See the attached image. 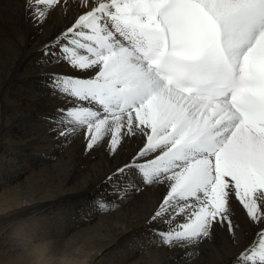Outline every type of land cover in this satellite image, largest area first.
<instances>
[{"label": "snow or ice", "instance_id": "6c2138e0", "mask_svg": "<svg viewBox=\"0 0 264 264\" xmlns=\"http://www.w3.org/2000/svg\"><path fill=\"white\" fill-rule=\"evenodd\" d=\"M43 24L68 0H25ZM83 11L45 44L48 87L70 106L51 117L66 140L115 154L143 138L131 162L145 186L166 191L150 218L156 244L198 255L213 226L238 250L233 264H264V0H78ZM139 190V189H137ZM238 201L251 237L238 233ZM101 210L109 207L97 201ZM190 250V251H189Z\"/></svg>", "mask_w": 264, "mask_h": 264}, {"label": "bare ground", "instance_id": "6f19581e", "mask_svg": "<svg viewBox=\"0 0 264 264\" xmlns=\"http://www.w3.org/2000/svg\"><path fill=\"white\" fill-rule=\"evenodd\" d=\"M82 11L78 0H68L65 9L58 8L51 12L45 23L38 24L26 8L25 0H0V74L5 75L6 80L9 77L15 103H18L11 106V98L0 97V114H10L13 120L0 118V264H50V258L58 256L71 264H233L238 250L227 229L215 225L210 238L197 249L198 255L187 256L181 249H161L150 232L156 230L155 227L162 230L166 225L150 223V218L166 189L145 186L135 169L108 179L118 168L131 162L143 145V138L122 141V146L110 155L106 144L86 151L83 133L66 140L54 130L50 118L56 115L55 110L70 105L52 94L48 87L50 74L86 77L88 73L75 71L64 62L49 63L43 48L69 27ZM29 79L40 80L44 86L43 94L40 98L34 97L33 103L44 113L41 143L51 163L43 165L44 168L36 170L38 172L28 171L14 153L11 156L15 148L30 151L37 144L28 139V133L34 129L30 128L27 118H18L14 112L16 108H32L25 103ZM2 89L4 87L0 88V93ZM103 191L104 202L122 203L124 213L135 204L136 215L126 213L122 218L121 214L114 213L116 216L111 219L103 215L92 225L74 230L65 212L72 206L70 202ZM233 208L234 219L240 226L238 233L246 234L244 239L251 237L254 228L238 201ZM23 220L39 231L38 236L30 235V239L43 241L44 249L32 248L31 252L21 244L26 240L17 237V231H21L19 225ZM124 222L127 227L118 229ZM20 233L25 236L22 231Z\"/></svg>", "mask_w": 264, "mask_h": 264}, {"label": "rangeland", "instance_id": "374dc122", "mask_svg": "<svg viewBox=\"0 0 264 264\" xmlns=\"http://www.w3.org/2000/svg\"><path fill=\"white\" fill-rule=\"evenodd\" d=\"M2 75V76H1ZM4 77V78H3ZM3 79V80H1ZM2 81V82H1ZM9 82V84H8ZM32 83V84H31ZM27 89H26V105H31V109H28V108H16L14 110L15 115L19 118L21 116L22 119H25L27 118V120L29 121V126H31L30 128L34 129L32 130V132L28 133V139L30 140H35L37 142L36 145H34L32 147V149L30 151H27L25 149H14L12 152H11V156L12 154L14 153V157L19 161L21 162L24 167L26 169H28V171L30 172H38L41 167L44 168L45 164L47 163H51L50 159H48L45 155V150L43 149V144L41 143V139H42V129H43V125H44V113L43 111L39 110L38 108H36L34 103H33V98L36 97V98H40L39 96L41 94H43V89H44V86H43V83L42 81L40 80H35V79H29L27 80ZM1 93H0V97H7L6 99H10L9 102L11 104V106H16L15 104H18V103H15V95L13 93V90H11L12 88L10 87L11 86V83H10V79L9 77H7V80L5 78V75L3 74H0V88H3ZM42 86V87H41ZM10 87V88H9ZM39 88V89H38ZM6 90V91H5ZM8 90V91H7ZM38 90V91H37ZM35 92V93H34ZM40 92V93H39ZM30 95H28V94ZM35 95H34V94ZM39 93V94H38ZM5 94V95H4ZM37 94V95H36ZM33 95V96H32ZM29 96V97H28ZM38 96V97H37ZM29 98H32V99H29ZM28 99V100H27ZM12 101V102H11ZM31 101V102H30ZM8 102V101H7ZM12 103H15L14 105ZM33 104V105H32ZM41 104V103H40ZM22 111V112H21ZM25 111V112H24ZM39 111V112H38ZM43 114H42V113ZM23 113V114H22ZM25 113V114H24ZM31 113V114H30ZM22 114V115H21ZM31 116H29V115ZM39 116H38V115ZM42 114V116H41ZM4 115V116H3ZM11 115L10 114H5V113H1L0 114V118L2 117L3 120H8L10 122H12V117H10ZM29 116V117H28ZM34 116V117H33ZM38 116V117H37ZM6 118V119H5ZM37 119V120H36ZM35 120V121H34ZM19 119L13 124V127L16 126V124L18 123ZM42 121V122H41ZM39 123V124H38ZM39 125V127H38ZM42 128V129H41ZM32 133V134H31ZM33 135V136H32ZM40 135V136H39ZM36 136V138H35ZM37 136H38V139H37ZM35 139H33V138ZM41 137V138H40ZM30 140V141H31ZM43 140V139H42ZM39 143V144H38ZM19 150V151H18ZM23 150V151H22ZM25 150V151H24ZM17 151V152H16ZM34 153H33V152ZM35 151H38V152H35ZM44 151V152H43ZM16 152V153H15ZM28 155H27V154ZM33 153V154H32ZM38 155H37V154ZM16 154V155H15ZM44 154V155H43ZM42 157V158H41ZM46 159V160H45ZM45 161V163H44ZM44 163V164H43ZM44 165V166H43ZM27 166V167H26ZM40 166V167H39ZM32 169V170H31ZM39 169V170H38ZM38 170V171H36ZM37 174V173H36ZM39 174V173H38ZM104 195V191L101 192V194H90V195H87V197H83L79 200H75L74 202H70V204H72V206L70 207V209H65V212L68 213V216L70 218V220L72 221V228L76 231H79L80 228L81 229H84L87 227V225H92L93 223H95L96 221H98V219L102 218L103 215L104 216H107L108 215V218L107 219H111L113 217H115L116 215L115 214H121L120 216H123L127 213L128 215L130 214H135L136 215V208H135V204L131 205L124 213V206L122 203H119V202H113V201H108V202H104L102 199H106V198H103L101 196ZM118 195V194H117ZM72 196V194H71ZM85 198V200H84ZM81 200V201H80ZM97 201H103L105 204H107L109 207H107L106 209L104 210H101L97 204ZM117 203V204H116ZM82 205V206H81ZM121 205V206H120ZM122 207V208H121ZM123 209V211L121 209ZM119 209V210H118ZM132 209V210H131ZM134 209V210H133ZM130 210V211H129ZM132 211V212H131ZM118 212V213H117ZM120 212V213H119ZM105 213V214H104ZM108 213V214H107ZM111 213V214H110ZM127 215V216H128ZM74 216V217H73ZM80 216V217H79ZM97 216V217H96ZM100 216V217H99ZM110 216V217H109ZM119 216V217H120ZM94 217V218H93ZM99 217V218H98ZM75 218V219H74ZM98 218V219H97ZM90 219V220H89ZM111 221V220H109ZM108 221V222H109ZM89 222V224H88ZM31 225L29 222H27V220H23L21 221V224L19 225V229L22 231L23 234H25V236H23L20 232L17 231V237H24L26 241L22 242L21 244H24L26 245V249H28L29 251L33 252L32 248L34 249H38V248H43L44 249V242L43 241H35L37 239H30L31 236L30 235H35V236H38L39 234V231H37L36 227H33V226H29ZM82 227H81V226ZM127 223L124 222L122 227L118 228L120 230H122L124 227H127L126 226ZM84 226V227H83ZM77 228V229H76ZM32 229V230H30ZM153 229H157V227L153 228ZM150 235L155 237L154 235V231L151 230L150 232ZM156 238V237H155ZM23 245V246H24ZM159 246V245H158ZM157 246V247H158ZM161 249L165 248V247H161L159 246ZM166 249V248H165ZM167 249H169L167 247ZM36 257H39V253L36 252ZM63 259V258H62ZM61 257L58 256L57 257H53L52 259L50 258L49 260V263L50 264H71L70 262H66L65 260H62ZM199 262H201V259L199 260Z\"/></svg>", "mask_w": 264, "mask_h": 264}]
</instances>
